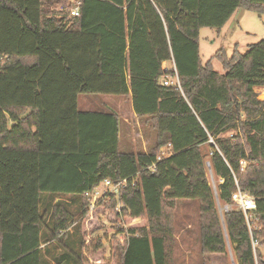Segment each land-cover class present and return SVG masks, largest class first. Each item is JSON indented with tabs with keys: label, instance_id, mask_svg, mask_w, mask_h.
I'll return each mask as SVG.
<instances>
[{
	"label": "trees",
	"instance_id": "1",
	"mask_svg": "<svg viewBox=\"0 0 264 264\" xmlns=\"http://www.w3.org/2000/svg\"><path fill=\"white\" fill-rule=\"evenodd\" d=\"M238 10L263 16L264 0H0V264H114L69 206L96 215L86 193L105 180L130 182L100 202L136 222L121 264H172L183 202L199 203L204 259L230 245L237 264H264V40L206 63L199 45ZM81 95L130 101L148 152L122 151L119 115L80 110ZM239 189L256 201L251 224Z\"/></svg>",
	"mask_w": 264,
	"mask_h": 264
},
{
	"label": "rangeland",
	"instance_id": "2",
	"mask_svg": "<svg viewBox=\"0 0 264 264\" xmlns=\"http://www.w3.org/2000/svg\"><path fill=\"white\" fill-rule=\"evenodd\" d=\"M65 11L67 12V10ZM262 40H264V15L260 16L253 12L238 10L220 33L215 29L201 30L199 38L201 59L203 63H206L218 51H224L229 56H232L236 48L245 55L249 51V46L258 44ZM213 66L215 71L219 73L224 72L223 66L219 61L214 60ZM170 80L173 81V79ZM258 95L259 99L264 101V95L262 96L259 91ZM102 103H108L111 105L110 107L117 110L122 122L123 119L126 118L131 124L130 103L124 102L122 99L115 103V97L81 95L79 98V109L86 110L87 108H91L93 110L104 111ZM139 133L140 130L138 126L135 125V122H133L131 126H127L126 123L123 122L122 140L125 144L128 141H131L133 144V140L137 142L138 140H141L140 136H138ZM143 133L148 135L147 131ZM123 144L124 143L121 144L123 147L121 150L128 151L127 148L124 149L125 146ZM210 179L212 184H215L212 175H210ZM58 201L60 200H55L54 205ZM104 202L105 204L110 203L108 199L104 200ZM79 205L80 204L75 206L74 203L69 205L77 216V222H79V224L77 223V227L83 223L84 230L88 229V227L89 229H96L94 236L103 237L107 257H112L114 264H121V252L127 239L128 229L136 224V222L125 225V220H122V223H116L118 213L117 208L119 205L122 207L121 204H118L114 209H110L111 207L109 206L101 208L99 205L96 215L93 217L86 215L84 216L85 218L82 217V210L81 208L79 209ZM233 207L235 206L229 207V209H232ZM219 209L221 214L223 210H227L226 207ZM88 218H90L89 222L87 221ZM121 219L124 218L121 216ZM175 225V242L172 244V256L170 259L172 264H237L234 250L230 245L228 246V255L226 256L207 255L204 259L200 255L198 202H183L180 204L176 210ZM74 227L72 229H74ZM121 229L124 230V234L119 233ZM110 243L113 245L112 254ZM51 245L53 246V243ZM262 251L264 253V248H262ZM50 255V257H57V251L52 249Z\"/></svg>",
	"mask_w": 264,
	"mask_h": 264
},
{
	"label": "built area",
	"instance_id": "3",
	"mask_svg": "<svg viewBox=\"0 0 264 264\" xmlns=\"http://www.w3.org/2000/svg\"><path fill=\"white\" fill-rule=\"evenodd\" d=\"M70 13L73 17L79 16L80 9L79 6H75L70 10ZM7 58L0 57V67L1 63H3ZM164 87H173L175 89H181L179 79L169 80L166 79L163 81ZM232 136V135H231ZM170 146V145H169ZM169 150L167 148H162L160 151V155L157 157V160L160 161L162 158L168 155ZM151 169H155V165ZM129 180H123L119 183H114L110 180H105L102 184L97 186L94 190L86 193L87 200L89 202L88 211L89 213H94L97 211L98 206L101 201L109 199V197H117L119 198L121 192L128 187ZM134 185V184H133ZM233 202L239 209L244 213L246 220L249 224L254 221V216L251 213L257 208L255 199L247 193L242 192L240 189L233 194ZM229 209V208H227ZM123 210V206L117 208L118 214H120ZM257 243L253 242L254 248H256Z\"/></svg>",
	"mask_w": 264,
	"mask_h": 264
},
{
	"label": "crops",
	"instance_id": "4",
	"mask_svg": "<svg viewBox=\"0 0 264 264\" xmlns=\"http://www.w3.org/2000/svg\"><path fill=\"white\" fill-rule=\"evenodd\" d=\"M231 21V20H230ZM213 57V56H212ZM211 57V58H212ZM210 58V59H211ZM209 61V60H208ZM207 61V62H208ZM214 67V66H213ZM163 68L166 70V71H168L169 69H170V64L169 63H164L163 64ZM259 92H260V94L263 96L264 95V88H260V89H257ZM257 91V92H258ZM119 98V99H118ZM118 98H116L115 97V103L118 101V100H123L124 102H129L130 103V110H131V124L129 123V121L125 118V119H123V122L124 123H126V125L127 126H131L132 125V123L133 122H135V125H137L138 126V128H139V130H140V133L138 134V136H140V139L141 140H138V142L137 141H135V140H133V144L131 143V141H128L126 144H125V142L122 140V137H123V135H122V128H123V122H122V119H121V144L122 143H124L123 145L125 146V148L124 149H128V151H131V150H133V151H135V152H140V151H143V152H145V153H147L148 152V150H149V147L151 146V144L153 143V141H154V133L152 132V130H151V126H147V125H145L144 123H142L139 119H138V117L136 116V114L134 113V111H133V107H132V104H131V102L130 101H127V100H125L124 98H122V97H118ZM264 100V99H263ZM111 105H109L108 103H102V107H103V109H104V111H107V112H114V113H116V114H118V112H117V110H115L113 107H110ZM115 108H116V106H115ZM85 111H94L93 109H91V108H87ZM98 111H101V110H98ZM119 115V114H118ZM147 131V133H148V135L146 134V133H143V132H146ZM140 141H141V143H140ZM137 142V143H136ZM139 143V144H138ZM121 148H123L122 147V145H121ZM135 148V149H134Z\"/></svg>",
	"mask_w": 264,
	"mask_h": 264
}]
</instances>
